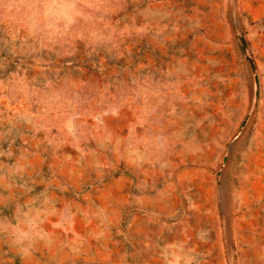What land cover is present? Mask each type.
<instances>
[{
	"label": "rangeland",
	"instance_id": "1",
	"mask_svg": "<svg viewBox=\"0 0 264 264\" xmlns=\"http://www.w3.org/2000/svg\"><path fill=\"white\" fill-rule=\"evenodd\" d=\"M0 264H264V0H0Z\"/></svg>",
	"mask_w": 264,
	"mask_h": 264
},
{
	"label": "water",
	"instance_id": "2",
	"mask_svg": "<svg viewBox=\"0 0 264 264\" xmlns=\"http://www.w3.org/2000/svg\"><path fill=\"white\" fill-rule=\"evenodd\" d=\"M238 39H239V44H240V47H241V50L244 54V57H245V60L249 66V69H250V76H251V81L253 83V85L256 87L257 84H258V76H257V69H256V66H255V63L253 61V57L250 53V50H249V47L247 45V42L243 36V34H238ZM257 94H258V91L255 89V99L253 100V106L255 107L256 103H257ZM253 107V108H254ZM251 114H252V111L247 115L242 127H241V130H240V133L244 130V128L246 127V125L248 124L249 122V119L251 117ZM237 142V139L232 143V147L236 144ZM218 175L220 176V173H218Z\"/></svg>",
	"mask_w": 264,
	"mask_h": 264
},
{
	"label": "clouds",
	"instance_id": "3",
	"mask_svg": "<svg viewBox=\"0 0 264 264\" xmlns=\"http://www.w3.org/2000/svg\"><path fill=\"white\" fill-rule=\"evenodd\" d=\"M28 2V0H19V3L21 5H25ZM76 3L79 4H87L88 0H76ZM11 7V6H10ZM19 10V9H18ZM28 239V233L27 232H20L16 236V242L23 247L25 245L26 240Z\"/></svg>",
	"mask_w": 264,
	"mask_h": 264
}]
</instances>
